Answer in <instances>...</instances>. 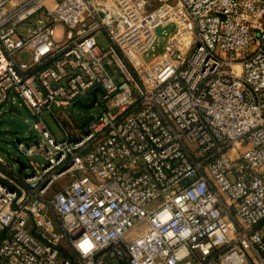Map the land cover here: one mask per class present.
<instances>
[{
	"label": "built area",
	"instance_id": "2783aa9c",
	"mask_svg": "<svg viewBox=\"0 0 264 264\" xmlns=\"http://www.w3.org/2000/svg\"><path fill=\"white\" fill-rule=\"evenodd\" d=\"M6 105L0 264H264V0H0Z\"/></svg>",
	"mask_w": 264,
	"mask_h": 264
},
{
	"label": "rangeland",
	"instance_id": "374dc122",
	"mask_svg": "<svg viewBox=\"0 0 264 264\" xmlns=\"http://www.w3.org/2000/svg\"><path fill=\"white\" fill-rule=\"evenodd\" d=\"M173 27L167 28V31H171ZM166 32L158 29V34L161 36ZM101 46H107V41L102 39L100 42ZM19 60L28 61V54H20ZM6 111V112H4ZM98 108L94 107L91 109H85L80 106L75 107L73 114L75 116H82L83 118H88L90 114L97 113ZM3 114L0 115V156L4 158L9 164L13 163L12 158L18 155L17 142L23 141L26 142L25 132L26 130L22 127H19L15 124L8 123V119H15L17 121H24L25 116H27V111L22 106H17L16 110H10L9 106L6 105L3 108ZM46 117V116H45ZM47 123L51 130L55 133L57 137H61L62 134L58 130L56 124L50 119L46 118Z\"/></svg>",
	"mask_w": 264,
	"mask_h": 264
},
{
	"label": "water",
	"instance_id": "95a60500",
	"mask_svg": "<svg viewBox=\"0 0 264 264\" xmlns=\"http://www.w3.org/2000/svg\"><path fill=\"white\" fill-rule=\"evenodd\" d=\"M92 96H93V99L92 101L89 103V104H84L80 101L77 102V104L82 107V108H85V109H88V108H91L96 100V94H95V90L92 91ZM8 123H12V124H15L19 127H22V128H25V125L23 123H21L20 121H17L15 119H8L7 120ZM24 167V164L22 162H20V169L19 171L22 170V168Z\"/></svg>",
	"mask_w": 264,
	"mask_h": 264
}]
</instances>
